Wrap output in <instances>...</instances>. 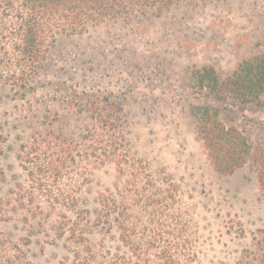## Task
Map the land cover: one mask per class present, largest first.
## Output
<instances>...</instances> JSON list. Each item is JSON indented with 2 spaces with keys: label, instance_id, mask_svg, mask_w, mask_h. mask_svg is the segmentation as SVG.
Listing matches in <instances>:
<instances>
[{
  "label": "rangeland",
  "instance_id": "1",
  "mask_svg": "<svg viewBox=\"0 0 264 264\" xmlns=\"http://www.w3.org/2000/svg\"><path fill=\"white\" fill-rule=\"evenodd\" d=\"M263 50L264 0H173L158 17L113 19L48 38L24 87L0 81V199L12 200L0 220L1 261L23 251L22 264H77L71 224L94 226L105 210L101 198L112 196L135 244L145 245V228L148 238L158 230L156 248L181 247L187 264H237L253 238L264 236V191L251 162L226 175L212 167L191 109L207 105L249 143H263L264 95L246 106L218 101L191 75L209 67L223 83ZM91 132L119 155H103L110 150ZM34 143L48 150L49 164L62 170L58 186L75 199L72 207L53 206L36 196L32 206L45 213L36 218L26 211L28 196L23 205L14 201L31 190L20 156ZM119 168H140L139 175L130 179ZM58 223L63 237L52 229ZM100 223L89 236L99 260L134 264L120 229L108 230L101 216Z\"/></svg>",
  "mask_w": 264,
  "mask_h": 264
},
{
  "label": "trees",
  "instance_id": "2",
  "mask_svg": "<svg viewBox=\"0 0 264 264\" xmlns=\"http://www.w3.org/2000/svg\"><path fill=\"white\" fill-rule=\"evenodd\" d=\"M172 2L173 0H0V81L24 87L28 78L36 73L43 57V44L55 34H81L89 27L113 19L129 21L147 15L158 17ZM191 82L200 90H207L218 101L230 99L242 106L259 103L264 95V50L239 62L223 83L215 70L209 67L195 70L191 75ZM191 115L196 122L197 138L212 167L218 173L226 175L251 162L255 166L258 183L264 191V142L249 143L242 132L226 127L220 120L219 113L207 105L194 106ZM114 126V122L110 124L111 128ZM96 136L91 132L88 137H92L93 142L99 146L104 145L106 151L110 150L103 155H119L116 145L108 146L104 136ZM30 150L20 157L23 163H28L25 170L31 190L25 195L20 191L17 193L18 199L15 198L14 201L23 205V200L28 196V204L32 206L36 196H40L49 205L72 207L75 203L73 190H61L58 186L62 170L53 163L49 164L48 150L37 143ZM120 158L124 160L126 156L122 158L120 155ZM139 169L131 171L128 168H119V173L123 176L128 174L131 179L139 175ZM126 183L125 191L131 194V180ZM11 201V197L0 199V220L10 211ZM100 204L105 210L102 214H97V223L95 221L94 226H82L77 221L69 228L67 240L77 248L74 252L77 264H106L99 260L101 256L89 238L101 224L100 216L105 218L108 230L113 225L120 229L121 242L128 247L130 255L132 253L134 264H187L189 261L190 256L181 247L175 251L168 246L157 249L156 246L162 238L158 230L148 238V229L145 228L142 231L145 245L135 244L131 238V227L126 225L123 208H118L115 198H101ZM26 211L32 218L42 217L44 213L39 205ZM52 227L58 237L65 235V224L58 223ZM259 235L253 238L251 248L241 252L237 264H264V236L262 233ZM24 257V252L19 251L2 261L0 259V264H22ZM110 264L132 263L131 258L115 257Z\"/></svg>",
  "mask_w": 264,
  "mask_h": 264
}]
</instances>
